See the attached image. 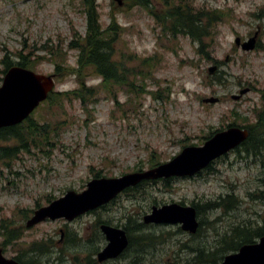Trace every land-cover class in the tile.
<instances>
[{
  "label": "rangeland",
  "instance_id": "rangeland-1",
  "mask_svg": "<svg viewBox=\"0 0 264 264\" xmlns=\"http://www.w3.org/2000/svg\"><path fill=\"white\" fill-rule=\"evenodd\" d=\"M188 1L196 9L218 10L222 15L203 53L190 37L164 32L155 16L164 12L163 4L155 3L151 12L139 6L127 7L130 0H97L102 25L110 23L113 13L125 29L114 45L115 57L156 55L158 66L152 78L143 83L138 79L139 93L123 86L115 90L117 99L100 92L87 108L73 100L64 106L44 104L36 109L33 118L51 126L49 144H31L26 150L15 138L0 140V148L18 146L15 157H0V246L6 255L50 245L57 252L61 250L64 264H84L86 249L87 264H128L131 260L134 264H186L189 254L183 244L212 248L217 244V234L233 224L264 225L262 147L258 156L231 151L194 177L144 181L147 183L124 191L114 202L72 221L47 218L27 226L36 210L68 190L82 191L94 174L119 177L148 170L170 161L186 146L202 145L209 134L233 122H255L254 111L260 108L264 93V0ZM73 29L82 34L86 30L81 0H0V62L6 52L22 49L24 42L40 46L51 40L64 47ZM255 34L253 50H243L235 43L237 37L244 42ZM76 55V51L67 54L68 63L74 67ZM136 61L130 60L128 66H137ZM34 71L56 76L51 62L40 64ZM90 75L88 86L99 85L102 79ZM55 82V89L60 91L78 87L72 73L56 76ZM242 90L246 92L241 94ZM157 91L162 98L154 97ZM236 95L241 97L236 99ZM211 97L219 101H203ZM227 193L239 197L238 207L228 213L222 209L204 212L195 234L177 224L143 221L154 205L204 204ZM219 216L220 221L215 222ZM129 218L144 223L142 233L153 237V244L140 248L134 243L120 261L97 262L96 254L108 243L101 225L124 228ZM99 219L102 222L98 226ZM3 221L17 230L9 243Z\"/></svg>",
  "mask_w": 264,
  "mask_h": 264
},
{
  "label": "trees",
  "instance_id": "trees-1",
  "mask_svg": "<svg viewBox=\"0 0 264 264\" xmlns=\"http://www.w3.org/2000/svg\"><path fill=\"white\" fill-rule=\"evenodd\" d=\"M130 2L131 4L127 6L129 8L139 6L151 12H153L155 3L163 4L164 12L155 16L164 32L173 37H178L179 35L190 37L194 42L198 43L199 53H203L205 42L211 37L212 29L222 17L218 10L196 9L192 2L188 0H130ZM81 4L86 15V30L84 34L73 29V36L64 47L61 43H55L51 40L44 42L40 46L24 42L22 49L16 52H6L0 62L3 65L2 70H0L1 75H4L6 70L13 65L35 70L40 64L47 62L53 63L56 76L62 77L67 75V73L75 74L78 83L76 89L68 91L54 89L38 108L44 104L48 106H64L65 102L73 100L79 101L86 107L99 97L100 92L113 94L114 98L117 99L115 90L117 87L122 88L123 86H126L128 91L132 93H139L141 90L139 91L137 87L141 86L137 85L138 79H140V83H143L147 78H152L154 71H156L158 66V57L156 55L139 56V58L133 55L131 58L127 54H122L119 58H116L114 45L120 32L125 29L118 25L113 13L110 23L106 27L102 25L97 0H81ZM69 51L77 52L75 67L68 63L67 54ZM12 55H15L17 59L14 60ZM130 60H137V66L129 67L128 63ZM89 74L101 78L100 84L88 86ZM129 77H132L131 81ZM0 80H2V76H0ZM218 81H221V79L218 78ZM160 92H154V97L162 98ZM261 98L262 104L260 108L254 111L256 115L254 123L247 122L239 125L233 122L228 125L241 126L249 130L247 140L240 148L236 149L238 152L241 151L247 155L258 156L262 147H264V93ZM32 114L18 125L0 128V140L7 141L10 138H15L19 145L26 150H29V145L31 144L41 145L43 142L49 144L52 140L48 130L51 127L50 124L44 121L40 123V121L33 118ZM213 133L209 134L208 137ZM17 147L0 148L3 151L0 157H15ZM100 176V174H94V177ZM144 183L147 182H142L136 187ZM136 187L128 190H134ZM239 201V197L234 193H227L219 196L215 202L192 204L196 207L198 216H200L204 212L218 209H222L223 213H228L238 207ZM220 219L221 217L219 216L214 221H220ZM101 222L99 219L96 225L99 226ZM137 223L129 218V221L123 226L129 239V247L134 243L140 248L144 244H153L155 239L142 233L144 223ZM2 227L5 230L4 235L8 243L14 240L17 236V230L8 227L4 221ZM262 235H264L263 224L257 227L252 225L251 222L250 226L241 225L240 223H237V225L233 224L223 234H217V244L215 243L212 248H207L201 244L193 246L189 243L183 244L182 246L186 248L189 254L186 264H218L226 254L237 251L242 245L254 242ZM35 247L37 246L32 248Z\"/></svg>",
  "mask_w": 264,
  "mask_h": 264
},
{
  "label": "water",
  "instance_id": "water-1",
  "mask_svg": "<svg viewBox=\"0 0 264 264\" xmlns=\"http://www.w3.org/2000/svg\"><path fill=\"white\" fill-rule=\"evenodd\" d=\"M235 43L243 50H253L256 46V34L244 42L237 37ZM214 69L215 67L210 70ZM55 85L53 74H41L19 65L9 67L0 85V128L15 126L26 120L48 98ZM246 90H242L241 94ZM240 97L241 95L234 96L236 99ZM203 101L215 103L219 98L211 97ZM248 136L247 128L229 126L214 132L202 145L186 146L170 161L148 170L130 172L119 177L92 178L82 191L68 190L49 205L36 210L28 219L27 226L47 218H65L72 221L86 212L108 204L124 190L143 181L195 176L216 159L239 147ZM143 221L147 224H177L189 234H195L200 226L195 206L176 202L161 207L152 206L151 212L144 216ZM101 230L108 243L99 253L100 261L116 257L128 247L129 240L123 228L103 224ZM0 264L19 263L6 258L0 247ZM218 264H264V235L258 241L244 244L236 252L225 255Z\"/></svg>",
  "mask_w": 264,
  "mask_h": 264
},
{
  "label": "flooded vegetation",
  "instance_id": "flooded-vegetation-1",
  "mask_svg": "<svg viewBox=\"0 0 264 264\" xmlns=\"http://www.w3.org/2000/svg\"><path fill=\"white\" fill-rule=\"evenodd\" d=\"M210 167H212V165ZM200 174H202V172L198 173V175H200ZM171 179H174V178L161 179V180H167V182H169ZM155 182H157V181H155ZM84 214H87V212L84 213ZM86 241H87V238H86ZM48 246L50 247V245H48ZM48 246L35 247V248L30 247V248L25 249L23 251H16V254H14L13 256L6 255V249L3 246H0V247L2 249L3 255L6 258L13 259L15 262H17L19 264H64V257H63V259H61L60 256H59L60 253H61V250H58V252H57V250H55L52 247L49 248ZM127 250H128V248L125 249L122 253H120L116 257L104 259L105 261L102 260V262H100V260H99V253L101 252L100 251V252H98L96 254L97 255L96 256L97 257L96 260L99 263H103V262H106V261H113V262L120 261L121 259L126 257L125 254H126ZM83 261H84V264H87V249L85 251V255H84ZM134 261L131 260V261H129L128 264H134ZM94 263H95V261H94ZM74 264H76V263H74Z\"/></svg>",
  "mask_w": 264,
  "mask_h": 264
}]
</instances>
